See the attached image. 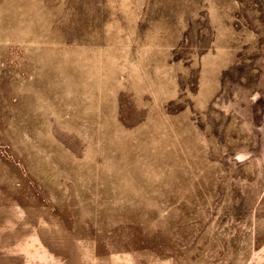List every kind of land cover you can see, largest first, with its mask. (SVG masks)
Here are the masks:
<instances>
[{"label": "rangeland", "instance_id": "374dc122", "mask_svg": "<svg viewBox=\"0 0 264 264\" xmlns=\"http://www.w3.org/2000/svg\"><path fill=\"white\" fill-rule=\"evenodd\" d=\"M0 264H264V0H0Z\"/></svg>", "mask_w": 264, "mask_h": 264}]
</instances>
